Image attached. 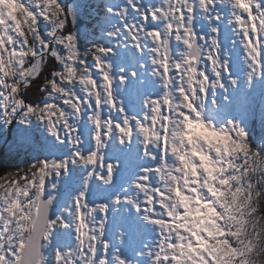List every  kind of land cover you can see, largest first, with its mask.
<instances>
[{"label":"snow or ice","instance_id":"1","mask_svg":"<svg viewBox=\"0 0 264 264\" xmlns=\"http://www.w3.org/2000/svg\"><path fill=\"white\" fill-rule=\"evenodd\" d=\"M0 140V264H264V0H0Z\"/></svg>","mask_w":264,"mask_h":264},{"label":"rangeland","instance_id":"2","mask_svg":"<svg viewBox=\"0 0 264 264\" xmlns=\"http://www.w3.org/2000/svg\"><path fill=\"white\" fill-rule=\"evenodd\" d=\"M66 2L69 3V0H66ZM253 102L249 100L247 103H245L242 99L240 101L239 106L236 109V113L239 116H246L250 113V108L252 106ZM3 156V157H2ZM3 158V161H6L8 163L15 162L18 158L14 157L11 153L8 151V145L3 141L0 140V159Z\"/></svg>","mask_w":264,"mask_h":264},{"label":"trees","instance_id":"3","mask_svg":"<svg viewBox=\"0 0 264 264\" xmlns=\"http://www.w3.org/2000/svg\"><path fill=\"white\" fill-rule=\"evenodd\" d=\"M71 2H72V0H69V3H71ZM91 2H95V0H91ZM259 102L260 101H259V94H258L255 103L256 104H259ZM256 127H257V130H259V114H258V111H257V124H256ZM0 161H3V158L0 159ZM4 163L7 164L8 162L4 161Z\"/></svg>","mask_w":264,"mask_h":264}]
</instances>
